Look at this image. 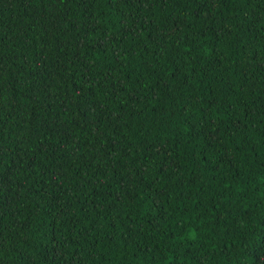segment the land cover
Wrapping results in <instances>:
<instances>
[{"label": "trees", "instance_id": "trees-1", "mask_svg": "<svg viewBox=\"0 0 264 264\" xmlns=\"http://www.w3.org/2000/svg\"><path fill=\"white\" fill-rule=\"evenodd\" d=\"M0 264H264V0H0Z\"/></svg>", "mask_w": 264, "mask_h": 264}]
</instances>
